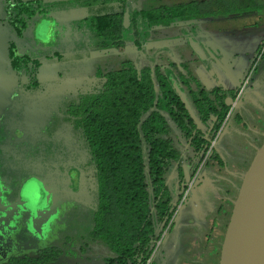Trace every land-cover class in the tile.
<instances>
[{"label":"rangeland","instance_id":"rangeland-1","mask_svg":"<svg viewBox=\"0 0 264 264\" xmlns=\"http://www.w3.org/2000/svg\"><path fill=\"white\" fill-rule=\"evenodd\" d=\"M43 1L48 17L33 20L15 36L17 55L42 64L30 74L12 72L0 106V264L35 256L48 246L62 253L47 264H104V257L113 255L91 236L98 176L76 114L68 108L98 92L100 70H117L126 60L153 65L152 58L163 69L185 75L191 87L202 84L207 92L224 93L225 102L234 99L212 138L213 154L200 164L152 254L158 264H220L231 208L264 143L262 0H255L258 9L235 8L191 26L154 31L147 47L151 59L124 47L99 48L80 20L121 11L123 1L132 9H150L189 0ZM193 39L205 55L194 51ZM176 145L185 157L191 152L179 135ZM31 178L45 186V206L22 198V185Z\"/></svg>","mask_w":264,"mask_h":264},{"label":"trees","instance_id":"trees-1","mask_svg":"<svg viewBox=\"0 0 264 264\" xmlns=\"http://www.w3.org/2000/svg\"><path fill=\"white\" fill-rule=\"evenodd\" d=\"M229 1L228 6L225 3ZM220 3L227 8L220 11L217 7ZM261 5L264 6V0ZM261 5L255 0H189L132 9L130 2L123 1L121 11L84 17L80 22L82 28L87 24L86 31H93L99 48L132 46L140 50L160 28L191 26L213 16L232 14L235 8L258 9ZM127 9L129 28L123 24ZM48 12L43 0L0 1L6 29L18 36L24 34L33 20L48 17ZM11 54L13 66L20 74L37 72L41 65L38 59L18 56L17 45ZM98 75L101 79L98 92L68 108L69 114H76V125L87 143L98 176L91 236L113 253L104 257V264H158L152 254L172 225L189 187L184 165L188 163L193 178L205 157L213 154L212 138L230 107L224 93L207 92L200 84L193 89L185 75H175L161 64L140 66L126 60L121 68L106 73L100 70ZM187 88L197 122L179 95V89L186 92ZM178 135L191 149L187 157L176 145ZM61 253L58 247L48 246L35 256L12 257L7 264L52 263Z\"/></svg>","mask_w":264,"mask_h":264},{"label":"water","instance_id":"water-1","mask_svg":"<svg viewBox=\"0 0 264 264\" xmlns=\"http://www.w3.org/2000/svg\"><path fill=\"white\" fill-rule=\"evenodd\" d=\"M131 23L130 11L126 10L123 24L127 28ZM195 52L205 55L196 40H191ZM9 49L6 47L5 32L0 30V64L9 65ZM3 79L5 81H3ZM7 79L0 73V106L6 95ZM179 95L191 117H198L186 92L179 89ZM234 99L228 98L226 105L231 106ZM186 184L192 181L191 169L184 165ZM22 196L37 205L42 195L37 181L26 183ZM220 264H264V143L256 153L249 169L245 173L238 197L235 201L230 221L224 237Z\"/></svg>","mask_w":264,"mask_h":264},{"label":"flooded vegetation","instance_id":"flooded-vegetation-1","mask_svg":"<svg viewBox=\"0 0 264 264\" xmlns=\"http://www.w3.org/2000/svg\"><path fill=\"white\" fill-rule=\"evenodd\" d=\"M1 1V0H0ZM122 6H123V3H122ZM130 11V10H129ZM126 12V11H125ZM125 14V13H124ZM131 20V19H130ZM57 22V30L59 29V26H60V22H58V21H56ZM131 24V23H130ZM59 25V26H58ZM130 26V25H129ZM127 28H129V27H127ZM1 29H3L4 30V32H5V35H6V47L9 49V59H10V62H11V66H12V70L10 71L9 70V65H3V64H0V73H3V75H4V78H6L7 80L9 79V76L10 75H13V73H14V71L15 72H17L18 73V71H16L15 70V68H14V66H13V60H12V54H11V50L14 48V46L15 45H17V43H16V41H17V39H16V35H14L13 33H12V31H8L7 29H6V27H5V24H4V20L2 19V15H1V13H0V30ZM53 29H55V27L53 26ZM56 30V31H57ZM153 34V33H152ZM195 35H197V34H195ZM152 39V38H151ZM149 40V41H147V42H145L144 43V48H141L140 50H138V49H136V48H134V47H132V46H126V47H124L125 49H128V50H134V52L135 53H138L139 54V58H142V55H146L147 57H148V59H151L152 57H151V54H150V51H148L147 50V47H148V44L149 43H151L152 42V40ZM123 48V47H122ZM41 62V61H40ZM152 63H153V65H155V64H159V63H156L155 61H154V59L152 58ZM41 64H42V62H41ZM138 64L140 65V66H143V65H141L140 63H139V61H138ZM149 65H152L151 63H149ZM152 65V66H153ZM13 72V73H12ZM18 74H20V73H18ZM21 75V74H20ZM6 80V81H7ZM3 81H5L4 79H3ZM200 87H203V88H205L202 84H200ZM193 89H197L198 87H196L195 85L192 87ZM187 90L189 91V89L187 88ZM187 93V92H186ZM189 93V92H188ZM187 95V94H186ZM30 181H37L38 182V184H39V186H40V194L42 195V197L40 198V201H39V203L36 205V206H40V207H42V206H45L46 204H47V202H48V194H47V190H46V188H45V186L43 187L42 186V184H41V182L40 181H38L37 179H33V178H31V179H29V180H27V182H25L23 185H22V188H21V190H20V194H21V196H22V189H23V187H24V185L26 184V183H28V182H30ZM1 186H0V191H1ZM22 198H24L23 196H22ZM25 199V198H24ZM26 200V199H25ZM27 201V200H26ZM0 206H1V203H0Z\"/></svg>","mask_w":264,"mask_h":264}]
</instances>
